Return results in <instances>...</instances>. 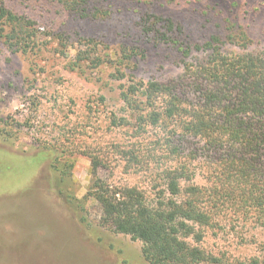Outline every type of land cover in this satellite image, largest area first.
<instances>
[{
    "label": "rangeland",
    "instance_id": "obj_1",
    "mask_svg": "<svg viewBox=\"0 0 264 264\" xmlns=\"http://www.w3.org/2000/svg\"><path fill=\"white\" fill-rule=\"evenodd\" d=\"M86 1L76 13L59 0H0L36 36L27 52L0 41V264H147L141 241L102 225L90 195L93 160L101 180L137 188L151 204L167 188L159 168L188 163L192 184L206 188L210 175L203 157L189 155L197 141L167 159L166 134L138 133L132 119L119 124L128 116L120 95L130 79L116 67L122 48L136 49L132 76L143 83L181 80L184 62H203L209 53L196 48L213 36L224 52H240L243 31L251 52L264 51V0ZM152 16L174 22L179 42L193 49L189 57L141 34ZM90 42L112 63H78ZM216 223L204 229L207 253L225 264L264 256L263 227L229 214Z\"/></svg>",
    "mask_w": 264,
    "mask_h": 264
},
{
    "label": "trees",
    "instance_id": "obj_2",
    "mask_svg": "<svg viewBox=\"0 0 264 264\" xmlns=\"http://www.w3.org/2000/svg\"><path fill=\"white\" fill-rule=\"evenodd\" d=\"M59 3L77 13L87 1ZM23 21L0 2V41L8 50L27 52L33 43L36 36ZM180 33L174 22L157 16L145 19L141 28L144 37L172 44L189 57L193 49L179 42ZM237 33L240 52H224L222 39L213 36L196 48L209 53L207 58L184 62L181 80L167 83L137 81L132 76L136 49L121 50L116 67L123 76L129 71L130 79L120 95L128 116L119 124L132 119L138 133L153 128L166 134L167 159L180 157L184 144L197 141L189 155L203 157L210 175L206 188L192 184L188 163L159 168L167 188L151 204L137 188L101 180L100 163L93 160L90 195L102 207V225L141 241L147 264H225L200 246L204 229L215 228L223 214L264 228V51L251 52L247 34ZM92 43L77 53L78 63L94 69L112 63L107 56H95ZM125 158L141 164L135 153ZM248 264H264V256Z\"/></svg>",
    "mask_w": 264,
    "mask_h": 264
}]
</instances>
